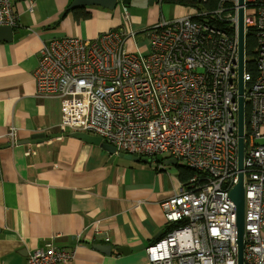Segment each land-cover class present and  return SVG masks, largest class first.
<instances>
[{"label":"built area","instance_id":"2783aa9c","mask_svg":"<svg viewBox=\"0 0 264 264\" xmlns=\"http://www.w3.org/2000/svg\"><path fill=\"white\" fill-rule=\"evenodd\" d=\"M232 1L227 27L191 14L159 21L145 31L147 55L129 52L127 41L136 34L122 30L94 40H53L40 52L37 97L58 102L50 127L101 137L134 157L166 156L193 171L185 189L161 204L172 229L147 248L151 264H238L230 193L241 174L244 264H264V0H245V36L250 30L256 38L257 74L247 71L245 54L242 170L239 3ZM18 19L13 0H0V28L14 29ZM16 136L11 128V146ZM73 258L71 250L50 247L25 264H69Z\"/></svg>","mask_w":264,"mask_h":264},{"label":"crops","instance_id":"0c3cea01","mask_svg":"<svg viewBox=\"0 0 264 264\" xmlns=\"http://www.w3.org/2000/svg\"><path fill=\"white\" fill-rule=\"evenodd\" d=\"M72 2L13 0L18 25L11 42L0 41V264H25L50 247L71 250L69 264H151L147 248L172 229L161 204L185 189L181 163L130 160L76 135L83 132L52 128L58 102L37 97L43 44L114 30L109 12L86 7L83 20Z\"/></svg>","mask_w":264,"mask_h":264},{"label":"water","instance_id":"95a60500","mask_svg":"<svg viewBox=\"0 0 264 264\" xmlns=\"http://www.w3.org/2000/svg\"><path fill=\"white\" fill-rule=\"evenodd\" d=\"M155 0H73L69 6V11L77 8L86 7H101L108 10H115L120 4L123 6H128L135 9H147L155 4ZM239 11H238V38H239V167L243 168V133H244V83H243V73L245 64V0H238ZM14 29L10 27L0 28V41L11 42L13 40ZM78 133V132H77ZM80 139L93 142L98 145H102L105 150L110 153H115L116 148L110 144L105 143L101 137L91 136L88 133L76 134ZM45 137L44 134H36L31 137V139L40 140ZM29 143V141L25 142ZM127 159L139 160V157H134L132 155H126ZM176 164V161H172ZM230 198L236 206L237 212V223H236V242L238 245V264H244L243 260V250H244V188H243V175H240L238 185L231 191ZM109 248L110 247H104ZM97 249H102L98 247Z\"/></svg>","mask_w":264,"mask_h":264},{"label":"trees","instance_id":"16d2710c","mask_svg":"<svg viewBox=\"0 0 264 264\" xmlns=\"http://www.w3.org/2000/svg\"><path fill=\"white\" fill-rule=\"evenodd\" d=\"M156 3H158V0H156ZM159 3L170 7L188 9L195 21L211 22L222 28L230 24L227 16L232 13L233 7L232 0H160ZM221 11L222 13H220ZM75 12L76 15H81L83 20L89 18V13L86 12L84 7L75 9ZM255 50L256 38L249 30L245 40L246 69L253 75L257 74ZM179 167L181 179L187 181L192 176L193 171L182 164Z\"/></svg>","mask_w":264,"mask_h":264},{"label":"rangeland","instance_id":"374dc122","mask_svg":"<svg viewBox=\"0 0 264 264\" xmlns=\"http://www.w3.org/2000/svg\"><path fill=\"white\" fill-rule=\"evenodd\" d=\"M93 8L109 12L107 15L114 24V30L132 31L136 34L127 42L128 46L132 45L133 47L140 48L138 55H147L150 53L146 30L152 28L161 20L182 17L185 16L184 14L186 13L179 7H170L165 4H160L159 2L147 9H135L120 4L113 11L101 7ZM125 9L129 15V21L125 19Z\"/></svg>","mask_w":264,"mask_h":264}]
</instances>
